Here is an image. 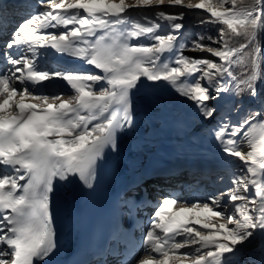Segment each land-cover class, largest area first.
<instances>
[{"label": "snow or ice", "instance_id": "snow-or-ice-1", "mask_svg": "<svg viewBox=\"0 0 264 264\" xmlns=\"http://www.w3.org/2000/svg\"><path fill=\"white\" fill-rule=\"evenodd\" d=\"M190 10H204L199 25L219 24L217 35H182ZM262 33L264 0H39L0 53V264H46L58 251L57 185L94 186L106 150L134 124V90L158 83L216 117L211 135L231 167L218 194L158 200L146 254L133 245L118 264H242L257 235L264 252V101L219 103L261 96ZM48 49L83 64L41 63ZM56 81L73 94H57Z\"/></svg>", "mask_w": 264, "mask_h": 264}, {"label": "bare ground", "instance_id": "bare-ground-1", "mask_svg": "<svg viewBox=\"0 0 264 264\" xmlns=\"http://www.w3.org/2000/svg\"><path fill=\"white\" fill-rule=\"evenodd\" d=\"M26 7L28 8V4H26ZM11 35L12 34H6L0 37V47L1 44L2 47H4L2 51H5V43L10 39ZM51 51L53 50L50 49V52ZM41 63L49 65L46 59H41ZM84 66L91 68V66ZM5 69L6 65L0 68V72ZM188 109L189 108L184 109L180 114L175 115L170 114L169 108L160 109L156 103H134V124L132 128H127L128 135L126 139L128 143L118 147L116 151L110 148L107 149L105 158L99 162L97 179L113 164L121 148L127 146L128 148L134 149L136 160L124 169L123 178H126L127 183L130 184L135 177H139L142 181V187L140 186V191L138 189L136 194L132 192V194H127L121 199L120 209L128 215L132 213V210H129L130 201L139 199L143 193L149 194V200H153L155 203L162 199L158 198L157 192V194H154L153 191H149L146 187L147 183L156 184L155 186L160 185L163 192H168L170 195L177 198H180V196H183L185 193H188L190 197H205L206 193L203 191V185L198 188V190H194L190 185L181 189L178 185H174L175 183L172 178H168L164 184H160L159 179L153 176V170L150 169L164 165V161H166V163L168 162V164L174 161H180V164H184V162H189L191 160L192 162L200 160L203 164L213 162L216 167L220 166L218 165L219 159L221 164L228 163L226 158L223 159L222 155L212 150V147L215 148L212 135L203 138L204 132H202V127L197 126L191 130H186L184 123L189 113ZM219 169L220 167L217 168V170ZM176 176L184 175L176 174L175 177ZM189 179L191 183L194 184L197 178L191 175ZM140 211V217L142 219H147L155 211V208H150L147 215H144L143 209H140ZM129 224L135 225L136 222L130 220ZM147 224L148 223H145V225ZM70 234V230H65L58 238H63L64 243H66L70 239ZM143 234L141 233L139 237L143 238ZM261 246L262 240L259 235L248 242L246 247L250 251L243 257L242 264H264V252H262ZM116 259H118V257H116ZM48 261L49 259L46 261V264ZM108 264H111V262L109 261Z\"/></svg>", "mask_w": 264, "mask_h": 264}, {"label": "rangeland", "instance_id": "rangeland-1", "mask_svg": "<svg viewBox=\"0 0 264 264\" xmlns=\"http://www.w3.org/2000/svg\"><path fill=\"white\" fill-rule=\"evenodd\" d=\"M33 1L39 3V0H33ZM128 2L132 3V2H134V0H128ZM185 2H187V0H185ZM193 2H197V0H193ZM37 6L38 5L33 6V8L30 9L29 13H32V12L36 11L37 10ZM161 7L164 8V10L169 11V9H167L166 6H161ZM28 8H30V4H28ZM181 10L182 9L177 7L176 9H171L170 11L178 12V11H181ZM145 12L149 16L152 15V9H146ZM29 13H28V15H29ZM198 13L206 14L204 12V10H190V11H187V15H186V17H185L183 22L189 23L190 22L189 15L190 14L194 15V14H198ZM165 31H166V28H163L160 34H164ZM141 39L143 40V38H141ZM135 42L136 41L133 40V43H135ZM145 42H147V41H145ZM3 49H4V47H2V50ZM2 50L0 51V53H3ZM185 55L200 57V56H206L207 54L206 53H199V52L185 51ZM208 58H212V57L209 56ZM4 65H6V61H4L3 58H2V55H0V68H2ZM49 65H51L52 67H55V65H53L51 63H49ZM146 83L151 84V82H146ZM261 84L264 85V80H262L259 83V85H258L259 88L261 87ZM58 90L59 91H58L57 94H61L64 98H67V97H69V96H71L73 94L72 90L67 91V92H64V91L62 92L59 88H58ZM48 94L52 95V93H48ZM232 98L233 97H227L226 96L225 100L224 101H220L219 103L223 106L226 102H234V100ZM257 101L259 103L258 104L256 103V104L259 106L258 109H260L261 106H262L261 105V101H264V91L261 93V96L259 97V99H257ZM140 102H141V104L151 103V102L152 103H156L159 106L160 109L161 108H169L170 114H175V115H178V114L181 113L182 110L189 108L188 109L189 113H188V115L185 118V123H184L185 126L184 127L186 128L187 131L191 130L194 127H197V126L202 127V129H203L202 132H204L203 133V138H206L209 135H211V128L216 123V117H214L211 120L203 119L199 115L196 107L194 106V104L190 100L180 96L172 87L168 86L165 83H158V84H156L154 86L142 88L139 92H136L134 90V103H140ZM242 104L244 105V102H242ZM252 109H254V108H252ZM213 143L215 144V146H214L215 148L212 147V150H214L216 153L221 155L219 147H218V145H217V143H216L214 138H213ZM222 158L224 159L225 157L223 156ZM220 164L221 163L218 162V165H220ZM225 165H228V166L226 168H224V169L220 168L215 173H212V174H209V175H206V176L199 177L198 175H200V174H198L197 176L193 175V176H195L197 178L196 182L194 184L191 183V180L189 179L188 175L176 176V180L175 179H172V180L175 183L174 185H178L181 189L190 185V186H192V188L194 190H198V188H200L203 185V188H204L203 191H205V193H206L205 197H207V196H209L211 194H214V193L218 194L219 191H222V190L225 189L226 179H227V176L229 175V169L231 167V165H229L228 163L225 164ZM220 176H224L225 177V181H220L218 179V177H220ZM139 191H140V188H139ZM163 193L169 195L168 192H163ZM158 196H159L158 198H160L162 195L158 194ZM195 198H197V197H190V196H188V193L187 194L185 193L183 196H180L179 199L181 201H188L189 203H191V202L194 201ZM144 254H146V253H145V251H144V249L142 247L139 255H144Z\"/></svg>", "mask_w": 264, "mask_h": 264}, {"label": "trees", "instance_id": "trees-1", "mask_svg": "<svg viewBox=\"0 0 264 264\" xmlns=\"http://www.w3.org/2000/svg\"><path fill=\"white\" fill-rule=\"evenodd\" d=\"M206 14L203 13H198V14H190V22L185 23V28L182 30V35H184L187 38H195L196 34H204V35H211V36H216L218 33V30L220 29L219 24H204V25H199L198 23V16H204ZM261 43L264 44V33L261 34L260 36ZM215 46V45H214ZM237 72L240 71V69L236 70ZM261 93L264 91V85L261 84ZM236 104H241L244 102V105L247 107L254 108L257 110L259 106L256 104V102L251 98V97H243V98H238L234 97L232 98Z\"/></svg>", "mask_w": 264, "mask_h": 264}]
</instances>
